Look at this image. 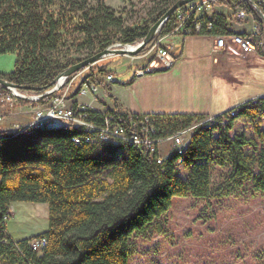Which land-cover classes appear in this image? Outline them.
<instances>
[{
	"label": "trees",
	"instance_id": "16d2710c",
	"mask_svg": "<svg viewBox=\"0 0 264 264\" xmlns=\"http://www.w3.org/2000/svg\"><path fill=\"white\" fill-rule=\"evenodd\" d=\"M176 1L150 0L130 23L105 0H0V54H16L13 70L0 72V77L18 85L47 86L70 65L111 44L141 41ZM221 2L251 14L257 24L252 39L264 41V20L257 9L264 15V0ZM235 18V13L211 14L209 33H235L230 28ZM175 20L174 12L137 55L171 32ZM258 48L264 53V43ZM109 63L91 65V73L109 71ZM80 87L77 82L68 96L74 108ZM63 88L38 100H17L44 105ZM6 94L9 90L0 85V99ZM233 108L237 112L232 116ZM230 109L212 121L199 114L154 115L157 136L196 124L180 167L172 152L158 163L155 156L126 143H77L73 137L82 135V130L71 124L15 131L0 127V264H128L132 236L165 214L173 196L208 199L228 196L241 187L264 194V98ZM90 114L101 118L96 110ZM238 120L249 124L253 135L235 126ZM217 168L224 175L213 183ZM17 201L46 202L48 228L11 238L8 210ZM35 237L46 238L40 254L29 246Z\"/></svg>",
	"mask_w": 264,
	"mask_h": 264
},
{
	"label": "rangeland",
	"instance_id": "374dc122",
	"mask_svg": "<svg viewBox=\"0 0 264 264\" xmlns=\"http://www.w3.org/2000/svg\"><path fill=\"white\" fill-rule=\"evenodd\" d=\"M149 1L105 0L118 13L128 16L130 23L139 18L138 11ZM119 57L108 56L99 62L107 58L115 61ZM15 58V53L0 54V72L13 70ZM113 62L109 65L116 68L117 73L114 68L109 72L116 73L119 81L124 80L130 74V64L124 60L119 65ZM19 92L25 96L34 94ZM94 96L81 97H90L92 101ZM17 99L26 98H17L9 91L0 99L1 128L7 127V120L9 126L15 123L14 110L18 105H33L20 103ZM39 106L31 112V119ZM18 111L29 115L31 108L27 106ZM240 121H236L235 126L240 125V129L251 132L250 126ZM169 149L170 143H164L163 153ZM223 175L224 171L215 169L212 182L218 183ZM48 214L46 202H14L6 224L7 232L14 240L35 235L48 228ZM128 264H264V194L241 187L228 196L208 199L173 196L172 205L165 214L146 231L132 236Z\"/></svg>",
	"mask_w": 264,
	"mask_h": 264
},
{
	"label": "crops",
	"instance_id": "0c3cea01",
	"mask_svg": "<svg viewBox=\"0 0 264 264\" xmlns=\"http://www.w3.org/2000/svg\"><path fill=\"white\" fill-rule=\"evenodd\" d=\"M208 13L229 15L230 9L218 4L211 7ZM230 28L235 33L245 34L251 28V21L235 18L230 21ZM213 42V37L207 35L166 39L170 53L176 58L169 68H165L155 56L150 59L154 55L152 52L124 54L115 61L107 58L103 62L114 61L119 65L124 60L129 63L130 74L119 81L117 69L113 67L116 72L114 82L107 83L103 74H99L100 88L94 100L81 96H77V100L81 103L90 101L93 107L103 111L116 109L126 114L153 115L187 113L203 115L208 119L253 98H264V53L259 48L252 51L236 47L214 50ZM113 68L109 65L110 70ZM138 69L144 70V73L137 76L135 72ZM79 81L80 78H77L76 82ZM39 105H18L14 110L15 123L9 126L11 124L7 120V127L2 128L15 131L17 125L27 124L31 112ZM27 106L31 108L29 115L18 111ZM248 134L253 135V132Z\"/></svg>",
	"mask_w": 264,
	"mask_h": 264
},
{
	"label": "built area",
	"instance_id": "2783aa9c",
	"mask_svg": "<svg viewBox=\"0 0 264 264\" xmlns=\"http://www.w3.org/2000/svg\"><path fill=\"white\" fill-rule=\"evenodd\" d=\"M222 0H193L175 11L176 20L171 32L159 38L148 52L154 53L155 58L162 61L165 68L171 67L176 58L169 51V44L165 43L168 38L178 37L179 39L191 35H207L213 37V49L227 47H236L243 51H252L258 48L263 42H255L252 35L256 33L257 24L251 14H248L243 8L230 9V14L235 13L237 19H250V30L243 33L232 34H211L209 30L212 22L209 20L208 11L214 5L224 4ZM225 5V4H224ZM90 67V66H89ZM87 67L79 71L76 75L69 77L62 85L64 86L62 94L51 98V100L39 106L32 116L31 121L22 126L25 128H42L47 126L68 125L71 124L82 130V135L74 136L75 142L81 141H105L113 145L126 143L135 147L140 152H146L150 156H155L158 163H161L171 152L177 154L175 164L180 167L182 155L187 151L190 144V137L195 123L178 129L166 136H157L158 125L154 115L149 113H122L116 109L99 110L92 106L91 102H78L74 108L68 97L76 84L77 78H80L81 87L77 96H94L99 88V74L91 73ZM144 70L138 69L135 74L141 75ZM104 81L114 82L115 76L107 71L103 73ZM76 96V99H77ZM7 98H10L7 96ZM258 98H253L256 102ZM96 110L100 113V119L91 117L90 110ZM264 111V109H263ZM236 108L230 109L229 115H235ZM262 127L264 128V115L261 116ZM205 120H213L210 117ZM19 129V126H17ZM170 143V149L163 153L164 143ZM9 207V216H10ZM46 244V238L35 237L29 242V246L37 254H40Z\"/></svg>",
	"mask_w": 264,
	"mask_h": 264
},
{
	"label": "water",
	"instance_id": "95a60500",
	"mask_svg": "<svg viewBox=\"0 0 264 264\" xmlns=\"http://www.w3.org/2000/svg\"><path fill=\"white\" fill-rule=\"evenodd\" d=\"M193 1V0H177L169 9L156 21L154 22L150 28L148 29L146 35L142 38L141 41L136 43H121L116 42L107 46L106 48L94 53L93 55L78 61L69 67H67L62 72L58 73L55 78L49 83V85L44 87H34L28 85H18L12 81L0 77V85L6 87L9 91H11L17 98H26L31 100H38L40 98L49 96L54 91L60 89L61 85L69 78L76 75L79 71L98 63L100 60L113 55H136L139 51H141L160 31L163 23L172 15L177 8L182 5ZM260 12L263 20L264 15L257 7ZM23 89H39L43 90L39 94H33L29 96H25L19 92V90Z\"/></svg>",
	"mask_w": 264,
	"mask_h": 264
}]
</instances>
